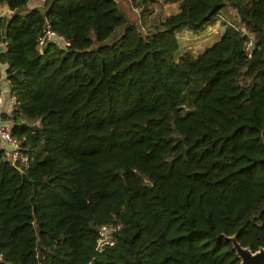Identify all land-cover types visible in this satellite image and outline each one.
Segmentation results:
<instances>
[{
    "label": "trees",
    "instance_id": "16d2710c",
    "mask_svg": "<svg viewBox=\"0 0 264 264\" xmlns=\"http://www.w3.org/2000/svg\"><path fill=\"white\" fill-rule=\"evenodd\" d=\"M38 1L0 0L2 118L30 157L14 167L0 145V264H239L235 233L263 247L264 0H163L176 11L145 28L158 0H129L137 19L114 0ZM215 19L211 46L175 58V32ZM44 21L69 46L38 54ZM105 223L121 227L93 256Z\"/></svg>",
    "mask_w": 264,
    "mask_h": 264
},
{
    "label": "built area",
    "instance_id": "2783aa9c",
    "mask_svg": "<svg viewBox=\"0 0 264 264\" xmlns=\"http://www.w3.org/2000/svg\"><path fill=\"white\" fill-rule=\"evenodd\" d=\"M116 3L118 0H114ZM8 13L11 12L8 8L6 9ZM2 16V15H0ZM46 43H52L57 47L65 48L69 46V41L65 39L62 35L53 31L47 21H44L41 32L35 37V51L38 54L42 53L43 47ZM4 43L0 40V51L3 49ZM250 41L243 43V50L247 57L250 56ZM6 84L3 78V68L0 65V144L4 150L6 159L10 165L20 168L26 166L30 160V157L20 146L19 138L15 137L11 133V128L7 122L2 118V112L4 111V101L6 97ZM23 139V138H22ZM120 223H105L100 224L96 227L94 244L92 247L93 256L99 254L104 248L112 246L115 241V235L120 230ZM2 260V254L0 253V261Z\"/></svg>",
    "mask_w": 264,
    "mask_h": 264
},
{
    "label": "rangeland",
    "instance_id": "374dc122",
    "mask_svg": "<svg viewBox=\"0 0 264 264\" xmlns=\"http://www.w3.org/2000/svg\"><path fill=\"white\" fill-rule=\"evenodd\" d=\"M160 1L161 3L157 2V4L154 6L156 7V11L153 9L154 7L152 6V11L149 14L148 18H146V20L155 19V16L162 18L164 15H168L176 9L175 4H168L169 2H167V5L162 6V4L165 2L163 0ZM41 3L42 2L38 0H29V2L26 4L22 11L32 6L39 7L41 6ZM117 4L123 11L127 13L128 16L132 17L133 19L138 18V7L134 6L132 2H130L129 0H118ZM6 9L7 7L5 5L0 4V15H2L3 17L9 14ZM221 15L222 18L228 21L229 23L237 22L235 17V10L229 5L224 8L223 13H221ZM148 20L143 24V28H145L146 25L150 23ZM223 29L224 25L221 24L219 19H215L213 22L206 24L201 30L197 32H189V34H187L188 38H183L185 36L179 31L175 32V36L179 43V49L174 55L175 58L186 52L192 54L193 56L202 52L205 48L211 46L213 42L217 40V38L223 32ZM118 32H120V29L116 28L114 31L115 35H117ZM11 104V100L9 98H5L3 106L5 113H8L10 111L12 106Z\"/></svg>",
    "mask_w": 264,
    "mask_h": 264
},
{
    "label": "water",
    "instance_id": "95a60500",
    "mask_svg": "<svg viewBox=\"0 0 264 264\" xmlns=\"http://www.w3.org/2000/svg\"><path fill=\"white\" fill-rule=\"evenodd\" d=\"M231 7L235 9L239 19H243V14L241 8L236 3H231ZM231 244L239 264H264V246L258 247L255 251H250L247 247L240 246L236 241V233L231 236H226Z\"/></svg>",
    "mask_w": 264,
    "mask_h": 264
},
{
    "label": "crops",
    "instance_id": "0c3cea01",
    "mask_svg": "<svg viewBox=\"0 0 264 264\" xmlns=\"http://www.w3.org/2000/svg\"><path fill=\"white\" fill-rule=\"evenodd\" d=\"M158 2L161 3L160 0H158ZM168 4H175V8H176V3H174V2H169ZM165 5H167V2H165V3L162 4V6H165ZM154 10L156 11V9H154ZM175 11H176V9H175L173 12H175ZM171 13H172V12H171ZM166 15H167V14H166ZM179 32L185 36V37H183V38H188L187 34H189V31L182 30V31H179ZM185 34H186V35H185Z\"/></svg>",
    "mask_w": 264,
    "mask_h": 264
}]
</instances>
